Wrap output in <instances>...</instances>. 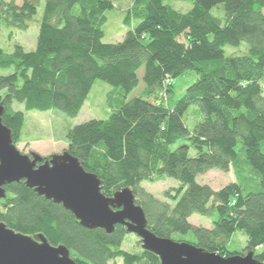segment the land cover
Returning <instances> with one entry per match:
<instances>
[{"label": "trees", "instance_id": "16d2710c", "mask_svg": "<svg viewBox=\"0 0 264 264\" xmlns=\"http://www.w3.org/2000/svg\"><path fill=\"white\" fill-rule=\"evenodd\" d=\"M41 1L0 0V19L27 31ZM172 2L193 8L182 13ZM114 9L111 0H45L36 49L0 48V104L14 144L26 122L15 103L75 118L95 83L109 84L111 115L70 130L65 151L100 179L106 197L131 189L156 236L225 258L255 253L264 247V0H133L122 12L129 28L123 41L104 43ZM141 69L145 90L127 101ZM188 71L198 79L174 101V80ZM194 106L201 118L190 129ZM210 170L232 171L235 182L219 191L198 183ZM169 178L180 186L165 193L167 201L142 187ZM5 190L0 222L65 246L76 264H161L144 249H123L125 226L90 231L24 181ZM196 214L212 229L191 224ZM239 233L248 238L242 249L234 241ZM255 255L264 263V250Z\"/></svg>", "mask_w": 264, "mask_h": 264}, {"label": "water", "instance_id": "95a60500", "mask_svg": "<svg viewBox=\"0 0 264 264\" xmlns=\"http://www.w3.org/2000/svg\"><path fill=\"white\" fill-rule=\"evenodd\" d=\"M5 108L0 104V199L5 186L24 181L40 196L61 204L82 227L113 233L117 225L138 236L142 248L155 254L161 264H264L254 252L225 258L195 245L160 238L148 229L146 215L126 188L113 197L101 191L100 179L87 172L69 152L50 159L37 153H21L13 142L12 131L3 123ZM0 264H76L65 246H53L45 236L33 238L0 222Z\"/></svg>", "mask_w": 264, "mask_h": 264}, {"label": "rangeland", "instance_id": "374dc122", "mask_svg": "<svg viewBox=\"0 0 264 264\" xmlns=\"http://www.w3.org/2000/svg\"><path fill=\"white\" fill-rule=\"evenodd\" d=\"M111 1L114 3L115 9L109 13V21L104 26L106 32L104 43L109 44L122 42L125 38L129 28L123 23L122 12L130 10L133 4V0ZM16 3L21 5L22 0H16ZM44 4L45 0H42L38 7V13L29 23L30 27L27 31H21L0 19L1 49L6 53H12L18 45L22 46L27 52H32L36 49L40 21L44 12ZM171 5L175 10L182 13H186L193 8V4L190 2H172ZM219 8L220 10L214 11V14L217 16L221 14L218 13V11H223L221 10L222 6ZM143 76L144 69H141L138 72L140 84L128 95L127 101L140 97L145 90ZM197 79L198 75L195 71H188L185 75L174 80L173 100L179 101L182 99L187 89L195 83ZM113 90L114 88L109 84L97 81L82 111L75 118L68 117L63 112L55 109L47 112L26 111L23 104L15 103L13 105L14 109L24 112L26 117L22 139L17 146L18 150L27 155H30L31 152L37 153L44 158L63 153L68 148L67 135L70 130L91 120H106L109 118L111 115L109 98ZM200 118L198 107H192L187 114V126L192 129ZM192 153L195 154L193 151ZM197 181L200 184L210 186L215 191H219L232 182H235V177L232 171L226 173L219 170H210L200 175ZM179 186L180 183L178 181L170 178L155 183H142V187L147 192L163 201L166 200V192L173 188H179ZM189 222L197 227L212 229L211 221L197 214L193 215ZM234 241H236V246L242 249L247 245L248 238L243 233H239L234 238ZM123 249L130 253L141 252L143 249L142 242L138 236L129 234L123 244ZM263 250L264 247H259L257 253ZM117 264H123V261L118 260Z\"/></svg>", "mask_w": 264, "mask_h": 264}, {"label": "flooded vegetation", "instance_id": "af4514ba", "mask_svg": "<svg viewBox=\"0 0 264 264\" xmlns=\"http://www.w3.org/2000/svg\"><path fill=\"white\" fill-rule=\"evenodd\" d=\"M33 154V153H32ZM254 254H257V250H256V252L254 253ZM247 255V254H246ZM255 258H256V255H255Z\"/></svg>", "mask_w": 264, "mask_h": 264}]
</instances>
